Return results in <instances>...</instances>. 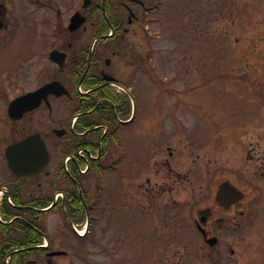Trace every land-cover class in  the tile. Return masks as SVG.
Here are the masks:
<instances>
[{
    "label": "flooded vegetation",
    "instance_id": "flooded-vegetation-1",
    "mask_svg": "<svg viewBox=\"0 0 264 264\" xmlns=\"http://www.w3.org/2000/svg\"><path fill=\"white\" fill-rule=\"evenodd\" d=\"M159 4L160 0H0V54L12 48L16 52H21L19 47L23 45L28 49V54L20 62L14 63L13 60L11 64L0 66V98L12 99L24 91L34 89L35 87H28L33 78L34 56L41 54L45 58L46 52L54 48L68 53L66 67L56 74L54 70L57 68L52 65L54 69L51 75H45V71L46 80L36 87L51 80H59L69 91V94L61 96L48 94L47 100H43L37 108L23 114L22 119L26 117L30 119L26 121L27 126L33 122L36 115L47 119L46 130L42 136L50 147L55 149V146H59L61 149L57 157L50 160L37 175L17 178L10 174L7 178L0 173V206L2 207L3 200L2 183H6L10 186V194L17 195L19 200L17 204L20 206L29 205L26 204L27 201L39 203L44 198L51 201L49 211L57 210L58 213L66 197L73 195L74 197L67 198L68 202L71 203L75 198H81L85 204L87 201L91 212L94 213V220L99 219L102 212L110 213L109 210L113 208L108 209L109 207L117 205L122 207L121 223L127 224L130 218V198L135 197L133 194L130 195L131 181L137 193H141L142 188L145 195L147 193L153 197L160 194L170 195L175 189L174 182L178 179L181 182L200 179L204 190L198 197L205 204L196 209L192 205L190 221L192 237L185 243L188 245V252L182 261H173L176 264H264V141L257 143V146L252 143L242 151L234 149L219 151L214 147L205 149L204 147L209 145L206 131H199L198 128L193 130L192 126L175 125L169 132H161L165 142L161 138L159 143L155 142V147L146 158L143 149L134 145L130 147V136L125 131L122 135L121 198H114L109 191L113 187L112 177L99 179L97 169L103 164H96V160L100 159L101 152L94 155L91 149L95 145H100L105 150L110 149L113 145L114 129L124 131L122 128L130 124L119 117L114 121L115 114L128 116L130 109L128 90H134L129 83V72L130 69L133 70L134 64L139 66L144 58L142 46L138 45L135 49L132 48L133 52L126 53L121 44L125 42L126 36L145 37L146 21L153 11L160 9ZM256 5H258L256 0H236L237 16L241 20H257ZM35 7L42 9L40 15L35 11ZM77 12L85 16V22L71 30L69 22L71 16ZM155 17L154 19H157ZM39 26L45 29L40 30L41 42L39 49L34 53V28L39 29ZM98 36L105 39L91 47L93 38ZM207 46L210 47V52L220 50L219 46L216 47L214 42L208 39ZM103 48L108 50L110 56L104 57ZM23 82L27 87L23 89L17 87L14 92L7 93L6 84L19 86ZM76 114L75 125L72 126L71 120ZM1 118L0 107V164L3 159L1 144L4 133ZM27 126L21 129L26 130ZM56 127L62 128L65 136L57 138L63 132L58 135L53 130ZM13 130L18 128L13 127L7 133L9 137L6 145L15 140ZM64 142H70L71 146L79 145L86 151L85 154L73 158L71 167L75 178L69 176V180L65 178L64 163L61 161ZM202 149L207 153L201 151ZM216 150L219 152H215ZM208 153L219 155L215 166L214 160L211 164L212 158ZM226 154L229 156L234 154V160L239 156L241 159H238L230 169L227 165L224 166L223 157ZM131 158L134 161V171L135 166L138 167V174L131 173L133 164ZM151 160L153 166L150 168L153 171L146 174ZM178 160H185L186 163L192 161L194 165L183 172L177 168ZM81 162L89 164L88 167L82 168ZM91 162L95 167L81 177V174L88 172ZM159 163L166 168L165 178L161 181L157 179L160 175L157 168L160 166ZM195 165L203 167L204 170H194ZM224 180L232 182L238 191L224 187L223 201H217V189ZM74 186L80 189L77 194L71 189ZM99 189L103 190V194L98 196ZM59 193H62V197ZM105 193L107 196L103 197ZM239 193L240 197L236 198ZM175 200L173 198L170 201L172 203ZM143 206V201L138 199V210H142ZM98 210L99 216L95 214ZM110 217L113 220V214ZM65 225L67 226L64 221L59 220L51 221L49 226L45 218L44 221L26 220L5 224L3 227L0 225V257L7 253L6 247L10 245L17 243L31 245L38 241L40 236L45 235L48 243L45 246L43 243L39 244L35 252L33 250L17 253L11 250L8 253L18 259L26 260L29 256L32 261L42 260L46 264H58L60 257L70 253V250L59 247L67 245L62 238L63 232L67 230ZM108 226L109 222L105 226L109 230ZM91 228L92 225L89 226L88 232ZM70 229L73 231L71 227ZM17 235L20 236L18 239ZM160 241L156 237L146 238L141 243L145 246L142 248L143 251L164 250L165 254L150 261H172L169 251L161 248L163 243ZM103 242L94 244L97 246L104 244L102 246L107 255L113 252V238L110 234ZM61 250L67 252L50 254ZM123 256V262L131 260L128 254Z\"/></svg>",
    "mask_w": 264,
    "mask_h": 264
},
{
    "label": "rangeland",
    "instance_id": "rangeland-1",
    "mask_svg": "<svg viewBox=\"0 0 264 264\" xmlns=\"http://www.w3.org/2000/svg\"><path fill=\"white\" fill-rule=\"evenodd\" d=\"M235 1L160 0V9L153 11L146 21L148 28L145 37L126 36L125 42L121 44L126 53L132 52V48L140 45L144 58L139 64L140 68L137 64H134L133 70L129 68V83L134 88L133 95L136 96V118L122 128L124 131L120 130L116 155H122V135L125 131L130 136V147L134 145L143 149L147 158L155 147V142L159 143L160 138L165 142L161 132H169L176 124L193 128L198 126L199 131L201 129L206 131L209 145L204 147L205 149L214 147L219 151L222 149L242 151L252 143L257 146V143L263 141L261 137L264 136V0H256L258 17L255 21L241 20L237 16ZM41 10L35 7L39 15L42 13ZM44 29L40 26L39 29L34 28V53L39 49L41 42L40 30ZM220 36H226V42L220 40L219 52H210V47H205L203 41L207 42L208 39L215 42ZM19 50L22 53L16 52L14 48L1 53L0 66L11 64L13 60L14 63L20 62L28 54L25 45L19 47ZM107 51L103 48L104 57L110 56ZM33 63L34 78L28 87L40 83L42 73L46 71L45 75L48 74L51 68L42 57L34 59ZM17 87L23 89L27 86L24 82L19 86L6 84L7 93L14 92ZM5 100V97L0 98L1 109L5 107ZM26 118L14 122L8 117H2V132L6 137H4L6 143L9 137L7 133L11 128L21 129L27 126ZM177 119L180 120L178 123ZM46 125L47 121L38 116L28 130L42 127L40 131H44ZM16 136L18 135L15 134ZM4 138L2 137V149ZM52 149L56 152L53 147ZM201 151L207 153L206 150ZM208 155L212 158L211 164L214 160L215 166L219 155L211 153ZM234 156L224 155V166L233 168L238 159H241L239 156L234 160ZM177 164L178 170L183 172L194 165L192 161L186 163L185 160H178ZM159 165L157 168L160 175L157 179L161 181L165 178L166 168L161 163ZM152 166L153 160L149 161L146 174L152 173ZM198 166L195 165L194 170H204ZM119 167L121 170V163ZM0 173L3 177L9 178L4 158L0 164ZM122 183V175L115 174L113 187L109 190L114 198H121ZM130 185V195L133 194L135 197L130 198L129 222L116 225L109 218L111 231L109 233L101 226L106 220L105 217H100L92 222L90 234L83 238L75 236L67 223V226L65 225L67 230L62 235L67 245L59 247L70 250V254L60 257L58 264H127L123 262L125 255L123 251L127 250H131L135 255L129 264L145 262L176 264L173 260L182 261L185 258L188 252V245L185 243L192 237L191 207L193 205L196 209L205 204L198 197L204 190L202 181L196 179L181 182L178 179L174 182L175 189L170 195L160 194L153 197L147 193L145 195L142 188L141 193H137L136 187L132 186L133 181ZM173 198L176 200L171 203L170 200ZM138 199L144 203L140 211L137 208ZM112 208L108 215L113 214L115 219L120 221L122 207L117 205L108 209ZM96 214L99 215L100 211H96ZM57 217L62 216L60 213L57 216L50 213L46 218L48 225L51 226V221H58ZM109 234L113 238L114 246L113 252L107 255L102 246L104 244L97 247L94 242L104 243L105 237ZM149 237H156L162 241L161 248L169 251L172 261H150L166 252L159 249L144 252L142 248L145 246L141 243ZM36 264L46 263L39 261Z\"/></svg>",
    "mask_w": 264,
    "mask_h": 264
},
{
    "label": "water",
    "instance_id": "water-1",
    "mask_svg": "<svg viewBox=\"0 0 264 264\" xmlns=\"http://www.w3.org/2000/svg\"><path fill=\"white\" fill-rule=\"evenodd\" d=\"M57 56L58 53H55V51L50 52L53 62L59 65L60 61ZM63 91L65 89L58 81L46 83L34 91L27 92L13 99L8 106V113L13 118H20L24 112L37 106L47 93ZM5 153L8 166L17 176L36 174L49 160L44 140L38 132L27 135L25 138L8 145ZM224 186V183L221 184L218 192L219 196H222L221 189Z\"/></svg>",
    "mask_w": 264,
    "mask_h": 264
},
{
    "label": "trees",
    "instance_id": "trees-1",
    "mask_svg": "<svg viewBox=\"0 0 264 264\" xmlns=\"http://www.w3.org/2000/svg\"><path fill=\"white\" fill-rule=\"evenodd\" d=\"M69 197H74V196L73 195H69L68 198ZM76 201H77V198H75L74 201H71V202H73L72 204H74ZM47 203H48V201H45V202H42V203H36L35 205L43 207V206H46ZM72 204L67 202L68 215L71 217L72 221L77 222L79 220H83V218L85 216V212H84L83 207L78 210ZM69 206L70 207L73 206V207L70 208ZM31 213H32V215L34 217H36V214H40V216L42 214L41 212H38V211L32 210V209H22V211H20V209H18L17 207H13V206H10V205L3 206L0 209V214H1V216L4 219H10V218H12L15 215H20L22 217V218H15L13 220V223H19V222H22V221H26L27 218L31 219V217H32ZM36 243H40V240L38 242L37 241L33 242V244H36ZM24 245H27V244H19V243L13 244V245H10V246L6 247V251L8 252V251H10L11 249H13L15 247H21V246H24ZM30 250L29 249H25V250H23V252H20V253H24V252H28V251L30 252ZM2 257L3 256H1V258ZM3 258H2V260H3ZM1 264H6V263L3 260L1 262ZM8 264H27V262L24 259L14 260L13 257H11V260L9 261Z\"/></svg>",
    "mask_w": 264,
    "mask_h": 264
}]
</instances>
